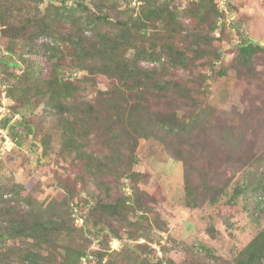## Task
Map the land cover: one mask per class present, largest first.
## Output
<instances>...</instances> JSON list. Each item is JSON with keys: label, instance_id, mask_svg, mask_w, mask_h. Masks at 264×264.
<instances>
[{"label": "rangeland", "instance_id": "rangeland-1", "mask_svg": "<svg viewBox=\"0 0 264 264\" xmlns=\"http://www.w3.org/2000/svg\"><path fill=\"white\" fill-rule=\"evenodd\" d=\"M62 1H15L11 20L39 17L46 8L61 5ZM163 1L181 11L191 4L183 0L158 2ZM85 2L87 10L99 12L96 3L102 0ZM111 2L117 7L106 11L113 22L119 14H132L145 3ZM78 3L79 0H67L75 7ZM206 5L211 11L207 21L199 16L181 17L184 26L175 38L183 47L189 30L208 37L210 43L203 44L211 49L203 60L206 66L199 62L192 68L171 67L167 75L160 73V81L176 82L177 87L167 97H151L161 110L175 111L180 120L190 124V129L168 141L139 137L133 161L129 148L119 144L122 159L112 162L106 158L110 150L103 143L104 137L93 133L87 154L97 156L95 172L87 168V154L81 158L79 153L63 149L57 113L42 96L32 95L27 106L10 96V88L26 68L37 70L40 78L53 71L55 59H49L46 53L53 38H37L36 53L30 52L21 40L23 45L17 44L15 53L8 49L12 42L0 29V58L12 56L17 64L0 63V233L9 230L10 218L24 219L30 209L26 193L43 204L67 197L70 206L80 203L86 214L84 227L75 226L68 218L61 235L51 244L42 245L48 258L40 259L42 264H60L69 247L96 254L98 259L87 260L88 264H107L110 260L113 264H139L145 258L150 264H228L264 228V47L253 56L251 66L244 64L239 55L245 39L264 46V0H228L227 12L220 16L210 2ZM81 15V9L74 12L75 18ZM95 31L90 26L84 34L92 38ZM131 52L134 51L128 55ZM160 62L141 60L147 68L159 66ZM59 63L64 79L80 85L78 101L93 102L97 90L106 89L99 79L96 83L85 81L89 72L74 68L69 56ZM181 85L188 86L185 94H181ZM40 139L45 140L46 149L41 150L36 143ZM100 162L105 166L101 167ZM186 178L202 194L198 207L187 206L193 197L187 196ZM245 179L261 184V189H251L234 198L235 188ZM218 187L223 193L212 203L208 196ZM203 195L208 198L203 199ZM122 198H126V206L120 207L118 214L101 213L98 221L99 209H104L102 202L122 204ZM104 225L110 229L101 230ZM114 238L121 241L118 248L111 243ZM36 248L33 238L6 233L0 239L2 264H21L20 252ZM100 253H104L102 258Z\"/></svg>", "mask_w": 264, "mask_h": 264}, {"label": "trees", "instance_id": "trees-1", "mask_svg": "<svg viewBox=\"0 0 264 264\" xmlns=\"http://www.w3.org/2000/svg\"><path fill=\"white\" fill-rule=\"evenodd\" d=\"M15 1L23 4L28 0H0V29L3 36L12 42L8 49L15 52V46L23 45L21 40H24L26 42L24 46L30 52L36 53L38 47L34 45V41L41 36L49 35L53 38V42L46 47V53L49 59L55 61L53 71L44 78L39 77L37 70L26 68L20 76H17V81L10 88V96L22 106L31 103L32 95L42 96L46 104L57 113L61 146L64 150L79 153L83 158L88 152L90 137L94 133L104 137L103 143L110 150L106 157L108 161L122 159L120 145L129 148L133 161L139 137L150 136L168 141L175 136L181 137L183 132L190 129V124L180 120L175 111L161 110L151 102V97L158 99L167 97L168 93L174 92L177 87L176 82L160 81L158 79L160 73L167 75L166 70L170 71L171 67L192 68L199 62L200 65L206 66L203 60L211 53V49L204 48L203 44L206 41L210 43L208 37L198 31L189 30L185 39L188 41L187 45L183 47L178 45L175 38L182 32L184 26L181 17L193 19L199 16L207 21V14L211 12L206 5L209 2L215 14L220 16L221 12L216 0L189 1L191 4L182 11L175 5L171 6L168 1L159 3V0H143L145 3L139 11L119 14L116 22L109 20L111 17L106 11L108 7L111 10H115L112 7H117L116 3L111 2L112 0H107L109 4L106 0L97 2L99 12L95 13L87 10L85 0H79L76 7L63 0L61 5L52 4L42 14L36 12L41 14L39 17L27 16L18 22L11 20ZM78 9H81L82 15L75 18L74 12ZM90 26L96 30L92 38L84 34V30ZM76 29L79 32H76ZM263 47L261 43L245 39L239 47V55L243 63L251 66L253 56ZM130 50L134 52L128 55ZM67 56L70 57L74 68L89 72L85 81L96 83L99 79L106 85L105 90L101 88L97 90L98 94L93 102L78 101L80 85L62 76L59 62ZM143 59L161 62L159 66L147 68L141 64ZM162 59L167 63L165 64ZM0 63L17 66L12 56L7 60L0 58ZM221 71L223 74L226 70L221 69ZM181 89L183 91L181 94H185L188 86L181 85ZM32 127L30 129H34ZM36 143L41 150L46 149L44 139L37 140ZM94 155L87 154V168L90 172L98 171L96 169L98 159L97 156L93 157ZM93 160L96 161L95 164ZM100 166H105L104 162H100ZM186 179L187 196L192 194L193 197L191 202L188 201L187 206L198 207L202 194H199L198 188L193 189L190 186L189 178ZM260 186L261 184H254L245 179L243 185L235 188L232 196L235 198L251 189L257 192L261 189ZM220 193H223L222 190L216 188L208 196L209 200L212 203L216 202ZM25 195L30 209L25 213L23 220L10 218L9 230L1 232L0 239L3 240L6 233L14 237L19 235L33 238L37 248L20 252L21 264H42L39 260L47 253L42 251V245L51 244L56 236L61 235L68 218L75 226L84 227L86 214L80 203H73L70 206L67 197L43 204L31 193ZM203 196V199L208 198L206 195ZM123 200V198L120 200L122 204L102 202L105 210L99 209L98 221L102 218L101 213L118 214L120 207L126 206V198ZM75 205L78 211L79 207L81 208L79 214L84 217L82 225L76 224ZM9 209L13 210L11 206ZM109 229V226L104 225L101 230ZM86 251L85 248L81 250L69 247L60 264H88L85 263L87 260L98 259L95 252L93 255L92 252ZM89 253L92 258L89 257ZM99 255L102 258L104 253ZM3 259V256L0 257V264ZM145 259L139 264H150L149 259ZM46 260L47 257L44 261ZM94 264H97V261ZM107 264H113V261L110 260ZM228 264H264V228Z\"/></svg>", "mask_w": 264, "mask_h": 264}, {"label": "built area", "instance_id": "built-area-1", "mask_svg": "<svg viewBox=\"0 0 264 264\" xmlns=\"http://www.w3.org/2000/svg\"><path fill=\"white\" fill-rule=\"evenodd\" d=\"M184 2H189V1H194V0H183ZM227 1L228 0H216V3H217V7L219 9V11L221 13H224V12H227ZM3 131V130H2ZM6 137V135H5ZM74 211H75V221H76V224L77 225H82L83 224V221H84V217L83 216H80L79 214H77L78 212V209L76 207V205L74 206ZM113 245L118 248L119 246H121V241L117 238H114L112 240Z\"/></svg>", "mask_w": 264, "mask_h": 264}]
</instances>
